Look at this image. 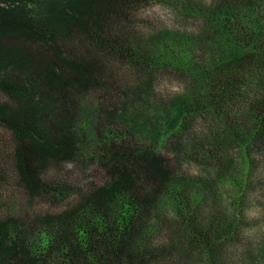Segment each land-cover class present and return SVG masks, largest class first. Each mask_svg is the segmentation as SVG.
<instances>
[{"label": "trees", "instance_id": "obj_1", "mask_svg": "<svg viewBox=\"0 0 264 264\" xmlns=\"http://www.w3.org/2000/svg\"><path fill=\"white\" fill-rule=\"evenodd\" d=\"M149 1L0 0V264L224 263L232 223L144 130L175 124L191 159L223 167L238 144L250 169V149H264V14L259 0H217L186 7L200 35H145ZM123 70H176L190 86L166 119L139 122L124 117ZM196 117L207 134L188 133ZM84 156L93 174L69 189L61 165Z\"/></svg>", "mask_w": 264, "mask_h": 264}, {"label": "rangeland", "instance_id": "obj_2", "mask_svg": "<svg viewBox=\"0 0 264 264\" xmlns=\"http://www.w3.org/2000/svg\"><path fill=\"white\" fill-rule=\"evenodd\" d=\"M216 1L150 0L141 8L138 22L145 35L170 32L197 36L203 33L205 24L186 7H206ZM259 1L260 12L264 14V0ZM122 75L129 87L123 99L124 117L132 120L138 117L139 122L148 119L156 123L157 117L166 119L159 113L161 108L180 98L190 86L188 76L176 70H157L149 77H141V81H137L134 70H123ZM129 124L133 123L129 121ZM172 125L173 130L170 131L163 123L156 134L144 130V141L157 148V153L165 158L179 182L194 185L205 192L209 201H216L228 222L232 223L234 233L222 245L225 256L223 264H264V149H250V169L247 168L244 151L238 144L227 149L223 157L226 160L224 167L209 159L201 163L189 157L190 147L184 143H187L186 138L183 133L177 132L176 127L179 126ZM188 133L197 136L207 134L205 120L196 117ZM229 159L231 161L228 162ZM61 166L64 175L72 176L67 183L69 189L74 188L72 183L79 184L80 181V185L83 184L81 180L91 172L93 174L95 168L86 156L79 158L76 163ZM96 177L100 182L105 178L103 173ZM19 197L26 204L28 198L22 194ZM35 204L43 205L41 202ZM161 205V212L170 220H175L171 203L164 198ZM187 261L188 264H207L198 253H193Z\"/></svg>", "mask_w": 264, "mask_h": 264}]
</instances>
